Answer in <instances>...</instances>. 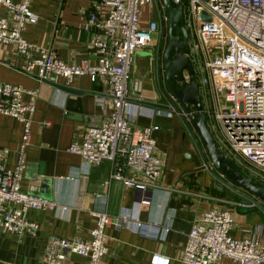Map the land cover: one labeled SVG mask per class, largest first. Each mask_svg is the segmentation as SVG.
Returning <instances> with one entry per match:
<instances>
[{
  "label": "built area",
  "instance_id": "obj_1",
  "mask_svg": "<svg viewBox=\"0 0 264 264\" xmlns=\"http://www.w3.org/2000/svg\"><path fill=\"white\" fill-rule=\"evenodd\" d=\"M29 2L0 0L4 11L0 15V44H11L25 61L23 71L37 81L55 82L62 78L69 85L80 75H87L93 82L97 77L104 78L107 89L103 95L95 96L97 104L104 109L103 121L98 126L87 127L66 150L94 166L105 160L112 162L115 167L110 177L144 194L157 181L164 166V154H158L155 148L156 125L133 126V117L147 106L143 98L128 94L127 86L135 51L153 45L151 33H157L158 26L166 24L160 1L100 0L105 12L98 14L90 10L82 24L83 30L94 24L101 32L89 43L94 61L82 59L75 63L61 61L47 48L22 36L25 26L37 20ZM170 2L172 6L181 4L191 68V73L183 68L180 79L175 82L188 84L191 77L194 79L204 124L215 148L243 174L264 184V0ZM144 8L154 10V17L141 20ZM24 94L35 97L36 90L0 82V114L21 124L14 165L5 168L0 164V230L35 235L38 226L25 217V212L53 209L56 205L19 188L33 111V104L23 101ZM168 99L163 107L147 109L149 117L180 115L176 100L172 96ZM6 153L7 149L0 148V158ZM203 168L213 170L209 162L203 163ZM124 170L140 178L122 175ZM136 201L138 205L149 202L145 195ZM235 205L244 206L240 202ZM233 222V214L228 209L207 208L200 212L186 234L181 263L264 264V248L252 236L234 237L229 233ZM109 224L136 230L144 226L128 212L113 218L104 212H93V226L87 238L48 236L43 262L71 264L66 261V255L75 254L84 257L85 264H99L106 253L103 230ZM167 229L165 225L160 228L163 232ZM151 260L154 264L167 263L166 257L156 254Z\"/></svg>",
  "mask_w": 264,
  "mask_h": 264
},
{
  "label": "crops",
  "instance_id": "obj_2",
  "mask_svg": "<svg viewBox=\"0 0 264 264\" xmlns=\"http://www.w3.org/2000/svg\"><path fill=\"white\" fill-rule=\"evenodd\" d=\"M29 8L37 20L22 31L28 42L47 48L66 63L94 61L89 43L101 32L94 24L83 30L82 24L90 10L98 14L105 12L100 0H30ZM3 13L0 7V15ZM154 15V10L144 8L141 20ZM143 57L133 59L127 89L128 94L146 100L147 108L135 115L132 123L133 126L156 125L155 148L158 154H164L158 179L144 194L111 178L115 167L112 162L105 160L94 166L66 150L87 127L98 126L103 121L104 109L97 104L95 96L105 93L104 78L97 77L93 82L87 75H80L69 85L62 78L55 82L37 81L23 71L25 61L13 46L0 44V82L36 90L35 97L29 94L22 97L25 103L33 104V111L19 188L56 205L53 209L25 212V217L38 226L35 235L0 230V264H45L42 253L48 236L87 238L93 226V212H104L112 218L128 212L144 224L140 230L105 226L106 253L99 264H154L151 260L154 254L166 257V264H183L180 254L191 222L207 208L230 210L234 222L229 233L234 237L252 236L264 248L263 213L258 208L235 207L238 202L235 195H228L224 187L219 188L221 184L212 170L203 168L204 161L189 134V139L186 138L179 115L149 117L147 109L165 106L167 98L158 89L156 60ZM148 64L155 68L154 81L147 76L153 72ZM130 108L135 110L133 105ZM20 132L19 121L0 114V148L7 149L0 164L5 168H12L16 161ZM122 175L140 178L126 170ZM143 195L149 202L138 205L136 200ZM164 225L168 227L166 232L160 230ZM66 261L86 263L84 257L75 254H67Z\"/></svg>",
  "mask_w": 264,
  "mask_h": 264
},
{
  "label": "water",
  "instance_id": "obj_3",
  "mask_svg": "<svg viewBox=\"0 0 264 264\" xmlns=\"http://www.w3.org/2000/svg\"><path fill=\"white\" fill-rule=\"evenodd\" d=\"M159 1L166 17V37L161 61L159 52L163 41L162 37L159 39V50L155 53L158 89L167 99L172 96L176 100L179 106L176 109L181 113L178 117L194 142L203 163L207 161L212 165L214 178L229 193L237 198L246 199V205H249L247 207L258 208L264 215V184L243 174L232 160L224 157L215 148L214 141L204 124V115L201 112L194 79L191 77L188 84L175 82V79H180V69L186 68L191 73L189 62L185 57L186 33L183 28L178 26L182 22L181 4L172 6L170 0ZM160 31L161 36L163 26L160 27ZM179 34L181 35L180 40ZM179 49H182L183 52L180 53ZM192 109L195 113L192 112Z\"/></svg>",
  "mask_w": 264,
  "mask_h": 264
},
{
  "label": "rangeland",
  "instance_id": "obj_4",
  "mask_svg": "<svg viewBox=\"0 0 264 264\" xmlns=\"http://www.w3.org/2000/svg\"><path fill=\"white\" fill-rule=\"evenodd\" d=\"M150 36L152 37V40L154 41V44L153 45L146 46V47L141 48V49H137L135 51L134 58L146 56V57H143V58H145V59L148 58L149 59V57H151V59H153V57H154V59L156 60V54L155 53H156V48L157 47H156L155 41L157 40V33L156 32L155 33H151ZM151 63H154V62L152 61ZM150 66H151V64L150 65L148 64V68H150ZM155 66H157L156 62H155ZM151 70L153 72L151 74L147 73V76L150 77V78H152L153 81H154V79H155V68L153 66H151ZM145 86H146V84H145ZM142 89L145 90V91H147L144 87ZM172 116H174V115L172 114ZM174 117L176 118L177 116H174ZM184 133H185L186 138L189 139V136H188L187 131H185ZM183 156H185V154H183ZM165 159H166V157H165ZM201 170H203V168H201ZM221 187H223V186L221 185ZM226 193L228 195H230V193L228 191H226ZM235 197L237 198V196H235ZM237 200L239 202H241V203H244V205L247 204V200L246 199L237 198ZM235 207H237L240 210H247L248 208H251L252 206H250V207L247 208L246 206H240V205H238V206H235ZM248 212H250V211H248Z\"/></svg>",
  "mask_w": 264,
  "mask_h": 264
},
{
  "label": "flooded vegetation",
  "instance_id": "obj_5",
  "mask_svg": "<svg viewBox=\"0 0 264 264\" xmlns=\"http://www.w3.org/2000/svg\"><path fill=\"white\" fill-rule=\"evenodd\" d=\"M166 25V24H165ZM165 25H159L158 26V32H157V40L155 41V44H156V51L158 52V50H159V39H160V37H162V45H161V47H160V52H159V57H160V61H161V57H162V51H163V48H164V42H165V37H166V27H165ZM161 26H163V32H162V35L160 36V34H161V31H160V27ZM178 26H180L181 28H183V25H182V22L180 23V24H178ZM184 29V28H183ZM185 30V29H184ZM185 33H186V31H185ZM181 39V35L179 34V40ZM185 46H186V53H185V57H186V59H187V35L185 36ZM179 52L180 53H182L183 51H182V49H179ZM188 61V60H187ZM160 64H161V62H160ZM161 66V65H160ZM183 69V68H182ZM182 69H180V74H181V70ZM193 113H195V111L193 112Z\"/></svg>",
  "mask_w": 264,
  "mask_h": 264
}]
</instances>
